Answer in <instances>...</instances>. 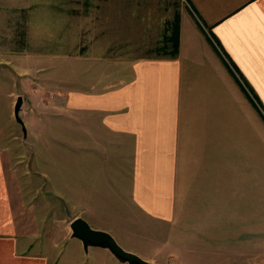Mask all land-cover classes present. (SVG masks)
Listing matches in <instances>:
<instances>
[{
	"label": "crops",
	"instance_id": "obj_1",
	"mask_svg": "<svg viewBox=\"0 0 264 264\" xmlns=\"http://www.w3.org/2000/svg\"><path fill=\"white\" fill-rule=\"evenodd\" d=\"M187 1L175 53L81 66L78 80L61 69L75 62L56 68L63 46L49 52L75 26L65 1L0 0V48L18 18L61 20L30 60L37 68L0 54V82L12 68L61 83L54 107L67 112L70 134L69 213L55 206L51 217L29 203L0 135V264H129L85 249L71 235L76 217L156 264L131 240L178 238L181 264H264V0ZM43 59L57 62L54 77Z\"/></svg>",
	"mask_w": 264,
	"mask_h": 264
},
{
	"label": "rangeland",
	"instance_id": "obj_2",
	"mask_svg": "<svg viewBox=\"0 0 264 264\" xmlns=\"http://www.w3.org/2000/svg\"><path fill=\"white\" fill-rule=\"evenodd\" d=\"M61 1H65V8L77 14L74 20H69L71 23L74 21L75 26L68 27L66 23L64 29L60 30L61 33L65 31V34L59 37L58 44L49 43L51 44L49 52L57 49L53 46H63L59 48L61 59L56 68L68 61L75 62L69 67L71 71L67 72L66 67L61 69L62 71L66 69L64 73L66 79L71 73L72 77L76 76L78 80L81 78L79 75L81 66L85 71L90 65L100 67L112 59L122 60L127 64L138 57L169 53L174 35L176 33L180 35L181 19L187 16L190 8L187 0ZM38 5L42 6V3ZM51 20L44 18L41 24L35 17L25 20L18 18L14 26L4 25L6 32L5 37L2 36L0 54L19 58L22 61L19 65L26 66V62L35 57L34 54L39 48L44 49L46 33L48 32V39H52L54 37L52 33L63 26L61 20L55 23ZM11 21L9 19L7 23ZM36 33L37 35L40 33L42 43L37 42ZM218 48L221 50L219 45ZM30 64L37 68L35 61ZM56 65L55 60L46 63L43 59L40 67L51 68L46 78L54 77L51 66ZM6 71L5 82H0V135L4 142L11 144L14 167L24 180L23 188L26 190L29 203L46 217L54 215L53 212L57 209L60 210L61 216H65L69 213L67 174L70 165L68 162L70 134L67 112L54 107L59 101L56 98L57 91L62 93L60 89L65 87L61 83H52L49 79H44L46 82L38 80L41 79L38 74L25 79L12 68ZM247 90L249 92L248 88ZM251 95L254 97L252 93ZM18 96L23 98L20 110L23 126L14 114ZM56 191L66 193L63 195L66 203ZM62 204L66 208L60 209ZM42 207H46L47 210L42 211ZM48 207H51L52 211H48ZM167 236H163V239ZM136 239H132L129 245L138 246L141 253L155 256L162 264H181L179 248L181 243L178 238L164 241L165 244L172 243L173 246H161L147 239L132 244Z\"/></svg>",
	"mask_w": 264,
	"mask_h": 264
},
{
	"label": "water",
	"instance_id": "obj_3",
	"mask_svg": "<svg viewBox=\"0 0 264 264\" xmlns=\"http://www.w3.org/2000/svg\"><path fill=\"white\" fill-rule=\"evenodd\" d=\"M22 104L23 98L22 96H18L14 107V114L17 121L23 126L24 122L20 116ZM70 228L72 231L71 235L81 240L85 249H88L90 246L109 249L120 261L129 264H156L132 251L126 250L111 233L93 228L83 217L73 219L70 223Z\"/></svg>",
	"mask_w": 264,
	"mask_h": 264
},
{
	"label": "trees",
	"instance_id": "obj_4",
	"mask_svg": "<svg viewBox=\"0 0 264 264\" xmlns=\"http://www.w3.org/2000/svg\"><path fill=\"white\" fill-rule=\"evenodd\" d=\"M170 39H171V38L169 37L168 40H170ZM172 41H173L172 49L169 51V53H170V52H171V53H172V52L175 53V52L178 50V45H179V33H176V34L174 35ZM216 44H217V43H216ZM227 62H228V65L232 68L230 62H229L228 60H227ZM232 69H234V66H233ZM234 72H235V70H234ZM236 75L238 76V79L241 81V83H242V85L244 86V88L247 90V87H249L250 91H252L251 88H250V86H248L247 83L243 82L241 76H240L238 73H236ZM252 94H253V96H254V98H255V94H254L253 91H252ZM256 105H257V104H256ZM258 105H259V104H258ZM258 107H259V106H258Z\"/></svg>",
	"mask_w": 264,
	"mask_h": 264
}]
</instances>
